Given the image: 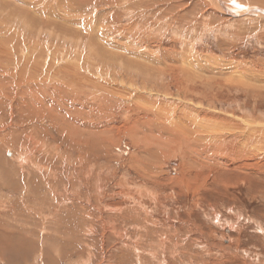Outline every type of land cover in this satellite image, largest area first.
Instances as JSON below:
<instances>
[{
	"label": "rangeland",
	"instance_id": "1",
	"mask_svg": "<svg viewBox=\"0 0 264 264\" xmlns=\"http://www.w3.org/2000/svg\"><path fill=\"white\" fill-rule=\"evenodd\" d=\"M1 1L13 9L29 7L30 10L24 9L32 16L29 18V15L21 13L22 16L28 17L32 25L35 22L44 24V31L40 33L20 28L22 37L18 38L19 31L16 29L19 23H13L5 16L6 13L0 11V102L7 103L4 106L0 103V141L9 132L12 139L17 140L15 146L5 143L0 147L4 148L2 151L9 161L22 150L34 153L40 147L37 143L39 136L32 132L39 126L38 122H34L32 116L30 119L20 116L17 106L23 98H40L44 103V115L46 113L42 120L43 128L47 130L42 135L45 153L41 154L44 157L39 155L43 162L49 163L52 171L55 169L48 172V183L43 188L42 196L46 202L47 217H53L46 220L47 224L42 228L46 229L42 232L48 239L44 246L45 257L40 260L34 255V258L29 257L28 263L264 264V142L257 137L262 136L258 132L264 129L260 125L264 122V16L254 17L256 12H253L247 19L226 21L231 15L215 9L209 0H70L64 7L70 11V15L86 12L94 15L91 19L85 17L69 22L56 15L52 17L53 12L60 14L63 10L60 9L62 6L59 7V0ZM248 1L241 0L239 3L264 9L263 0ZM145 4L148 8L144 7ZM31 10H38L40 16L33 15L34 11ZM142 12L146 14L141 15ZM2 38H9L11 42L5 43ZM18 39H21L20 45L25 41L28 44L42 42L39 48L50 47V58L45 59L39 51L33 56L24 54L27 62L21 53L15 51ZM1 40L6 47L9 46L6 53ZM27 47L25 45V51L29 50ZM55 50L58 52L54 55ZM116 57L132 63V67L143 68L142 73L123 68L119 62L115 63L118 61ZM3 58L13 61H10L11 64L9 61L3 63ZM20 58L22 62H19ZM54 61L58 62L60 68ZM77 62L83 64L84 69ZM5 63L9 66L6 67ZM4 67L7 71L3 70ZM170 67V70L174 69L172 72L168 71ZM71 68L75 69L74 72ZM21 70L23 81H19L18 72ZM253 73H256L254 80L251 79L253 86L247 87L242 76ZM73 81L79 84L78 88L74 85L76 91L69 86L74 84ZM142 81L146 82L143 84ZM80 86H84V89ZM165 109L168 115L175 112L197 115L198 119L203 117L205 131L209 129L210 132L215 131L212 134L217 133L215 141L225 134H231V119L235 118L242 125H245L242 119H249V123L253 124L249 128H255L258 132L251 138L244 137L239 145L243 147L241 144L246 143L250 154L242 147L237 151L235 142L221 145V148H217V142L213 145L206 142L209 144L206 145V155L209 153L213 160L207 162L205 159L209 167H204L202 173H199L201 167L189 166V161H192L189 150L184 155L179 149L168 148L161 150L166 153L164 159L153 157V150L157 147L155 144L165 140L161 121V118H166L162 116H167ZM233 112L235 115H232ZM75 119L84 124H88L89 120L93 123L87 127V133L76 134L75 140H72L68 128L71 124L76 132ZM29 122L34 125L33 129H29ZM155 123L158 124L156 127ZM82 126L78 127L80 131L86 130ZM58 127L61 129L57 130ZM87 135H95L92 144L82 140ZM222 142L224 144V140ZM54 151L58 152L57 156H53L56 155ZM54 160L59 163H54ZM184 161L183 166L181 162ZM30 166L27 164L20 174L14 171L16 179H21L20 176L26 171L29 173L33 167L36 171L34 165L28 171ZM53 179L57 181L54 187L56 192L48 188ZM29 186L30 195L34 191L38 195L36 192L39 188L32 189L33 183ZM1 193L0 202H5L0 204V220H3L11 213L13 203L10 201L19 200L21 194L19 190L10 194L6 187L1 188ZM37 198L29 197L27 204L30 202L36 204V208H42L43 203ZM14 205L17 211L25 210L24 204ZM41 217L42 213L34 215L37 220ZM38 234H30V238L34 239ZM24 246L31 248L28 242ZM24 246L18 248V257L26 260L28 253ZM8 261L1 259L0 264H11Z\"/></svg>",
	"mask_w": 264,
	"mask_h": 264
},
{
	"label": "bare ground",
	"instance_id": "2",
	"mask_svg": "<svg viewBox=\"0 0 264 264\" xmlns=\"http://www.w3.org/2000/svg\"><path fill=\"white\" fill-rule=\"evenodd\" d=\"M38 1V0H37ZM55 1V0H54ZM58 1V0H57ZM59 1H61V4H60V6L59 7H63V8H60V9H63L62 10V12L60 13V14H62V15H60V14H57L56 12H53V14H52V17L54 16V15H56V17H59V18H63L64 20L65 19H68V21L69 20H76V19H85V17H89V19H91L92 18V16L94 15V14H91L90 12H86V13H79V14H73V15H70V11H68L67 9H64V7H66V4L65 3H69L70 2V0H59ZM58 1V2H59ZM115 1V0H114ZM121 1V0H120ZM127 1V0H126ZM164 1V0H163ZM209 1H211L210 3H212L211 5H213V7L215 8V9H220V10H223L224 12H227L228 14H230L231 15V17H229L228 19H225L226 21L227 20H229V19H233V18H237V19H240V18H246L247 19V17H249L250 15H252L253 14V12H256L255 13V16L254 17H257V16H259L260 18H261V16H264V9L263 8H261V7H259V6H255L254 8H250V7H246V6H244V4L242 3V2H240L239 3V1H241V0H235V2H234V0H229V1H227V0H209ZM248 1V0H247ZM262 1V0H261ZM23 2H25V1H23ZM63 2V3H62ZM131 2V1H130ZM137 3H138V1H136ZM136 2L134 3V4H136ZM170 2H172V1H170ZM249 2V1H248ZM258 2H259V0H258ZM263 2H264V0H263ZM10 3V2H9ZM22 3V2H21ZM44 3V2H43ZM49 3V2H48ZM100 3V2H99ZM150 3V2H149ZM153 3V2H152ZM247 3V2H246ZM261 3V2H260ZM17 4V3H16ZM37 4V3H36ZM42 4V2H40V4L39 5H41ZM141 4H143V1H141ZM57 5H58V3H57ZM128 5V4H127ZM130 5V4H129ZM128 5V6H129ZM146 5V4H145ZM153 5V4H152ZM155 5V4H154ZM161 5V4H160ZM195 5V4H194ZM251 5V4H250ZM254 5V4H253ZM259 5V4H258ZM23 6V5H22ZM28 6H31V5H28ZM115 6V5H114ZM113 6V7H114ZM138 6V5H137ZM150 6V5H149ZM167 6H169V5H167ZM172 6H174V5H172ZM24 7V6H23ZM35 7V6H34ZM80 7V6H79ZM131 7H132V5H131ZM133 7H135V5L133 6ZM144 7H147V5L146 6H144ZM15 8V7H14ZM18 8H19V6H18ZM24 8H27V7H24ZM24 8H22L21 10L20 9H13V8H11V7H9V5L7 4V3H5L4 1H1L0 0V11L2 12V14H5V16H7L8 17V19H11L12 20V22L13 23H15V22H18L19 24H18V29H16V30H20V28H22V30H28V31H31V32H36V33H40L43 29H44V24H42L41 23V25L39 24V22L37 23V22H35L33 25L28 21V20H30V19H28V17H23L22 16V14H24L25 16L26 15H29V18H30V16H32L31 14H30V12L29 11H27L26 9H24ZM29 8V7H28ZM27 8V9H28ZM31 8V7H30ZM69 8V7H68ZM128 8V7H127ZM148 8V7H147ZM161 8V6L160 7H157V10H159ZM191 8V7H190ZM35 9H36V7H35ZM71 9V8H70ZM73 9V8H72ZM139 9V8H138ZM28 10H30V9H28ZM121 10V9H120ZM130 10V9H129ZM193 10V9H192ZM15 11V12H14ZM31 11H34V10H31ZM44 11V10H43ZM61 11V10H60ZM4 12V13H3ZM41 12V11H40ZM124 12H126V11H124ZM132 12V11H131ZM160 12V11H159ZM178 12V11H177ZM11 13H12V15H11ZM14 13V14H13ZM22 13V14H21ZM141 13V12H140ZM150 13V12H149ZM165 13V12H164ZM172 13V12H171ZM214 13V12H213ZM113 14V13H112ZM124 14V13H123ZM138 14V13H137ZM144 14H146V12H142V14L141 15H144ZM173 14H174V12H173ZM33 15H35V16H37V15H39L38 14V10H35L34 12H33ZM42 15H43V13H42ZM95 15H97V14H95ZM126 15H127V13H126ZM130 15V14H129ZM148 15V14H147ZM166 15V14H165ZM213 15V14H212ZM12 16V17H11ZM40 16V15H39ZM46 16V15H45ZM164 16V15H163ZM182 16V15H181ZM47 17V16H46ZM103 17H105V16H103ZM35 18V17H34ZM44 18V17H43ZM55 18V17H54ZM139 18H140V16H139ZM138 18V19H139ZM161 18V17H160ZM182 18V17H181ZM28 19V20H27ZM62 19V20H63ZM93 19H94V17H93ZM174 19V18H173ZM203 19V18H202ZM169 20V19H168ZM234 20H236V19H234ZM242 20H244V19H242ZM264 20V19H263ZM10 21V20H9ZM31 21V20H30ZM44 21V20H43ZM67 21V20H66ZM77 21V20H76ZM200 21V20H199ZM226 21H223V22H226ZM248 21V20H247ZM34 22V21H33ZM63 22V21H62ZM70 22V21H69ZM79 22V21H78ZM174 22H175V19H174ZM176 22H177V20H176ZM198 22V21H197ZM47 23V22H46ZM50 23V22H49ZM55 23V22H54ZM3 24V23H2ZM9 24V23H8ZM16 24V23H15ZM50 24H52V23H50ZM49 24V25H50ZM56 24V23H55ZM181 24V23H180ZM4 25V24H3ZM5 25H6V22H5ZM4 25V26H5ZM46 25V24H45ZM48 25V24H47ZM54 25V24H53ZM59 25V24H58ZM66 25V24H65ZM202 25V24H201ZM204 25V24H203ZM202 25V26H203ZM207 25V24H206ZM55 26H57V25H55ZM73 26V25H72ZM71 26V27H72ZM104 26V25H103ZM243 26V25H242ZM245 26V25H244ZM67 27V26H66ZM209 27V26H208ZM28 28V29H27ZM47 28V27H46ZM49 28V27H48ZM77 28V27H76ZM2 29V28H1ZM12 29V28H11ZM58 29V28H57ZM5 30V29H4ZM52 30V29H51ZM56 30V29H55ZM105 30V29H104ZM103 30V31H104ZM215 30V29H214ZM44 31V30H43ZM239 31V30H238ZM53 31H51V33H52ZM57 32V31H56ZM61 32V31H60ZM77 32H79V31H77ZM102 32V31H101ZM108 32V31H107ZM112 32V31H111ZM121 32V31H120ZM119 32V33H120ZM220 32H221V30H220ZM19 33V34H18ZM17 34H18V38H20V37H22L21 36V33H20V31L18 32ZM32 33V34H33ZM55 33V32H54ZM53 33V34H54ZM74 33V32H73ZM93 33V32H92ZM104 33V32H103ZM110 33V32H109ZM109 33H108V35H109ZM64 34V33H63ZM102 34V33H101ZM107 34V33H106ZM105 34V35H106ZM111 34V33H110ZM126 34V33H125ZM219 34V33H218ZM55 35V34H54ZM62 35V34H61ZM72 35V34H71ZM99 35H100V33H99ZM98 35V36H99ZM104 35V36H105ZM183 35V34H182ZM66 36V35H65ZM69 36V35H68ZM74 36V35H73ZM77 36H79L78 34H77ZM107 36V35H106ZM4 37V36H3ZM61 37V36H60ZM82 37V36H81ZM111 37V36H110ZM11 38V37H10ZM57 38V37H56ZM62 38V37H61ZM73 39L75 38V37H72ZM77 38H79V37H77ZM100 38V37H99ZM102 38V37H101ZM109 37L107 36V39H108ZM4 41H5V43H9V42H11V41H9L8 39L9 38H6V39H4V38H2ZM24 39V38H23ZM82 39V38H81ZM87 39H89V38H87ZM91 39H92V37H91ZM103 39V38H102ZM3 40H1V43L3 44ZM20 40L21 39H18V41H17V45H16V48H15V51H17V52H19V53H21L22 55H23V58L25 59V57H24V54H31L32 56L33 55H35V54H37L39 51H41L42 52V54H44L43 55V57L46 59H49L50 58V55H49V53H48V49L50 48V47H42V48H39V45H43V44H41V43H38V42H33V43H29L28 44V42H24L22 45H20L19 43H20ZM68 40V39H67ZM106 40V39H105ZM15 41V40H14ZM86 41V40H85ZM89 41V40H88ZM97 41V40H96ZM103 41V40H102ZM102 41H101V43H102ZM76 42V41H75ZM78 42V41H77ZM80 42H82V41H80ZM107 42V41H106ZM12 43H13V40H12ZM44 43V42H43ZM109 43V42H108ZM112 43V42H111ZM113 43H115V41L113 42ZM72 44H74V42L72 43ZM76 44V43H75ZM81 44H83V42L81 43ZM92 44V43H91ZM6 45V44H5ZM4 44H3V46H5ZM13 45H14V43H13ZM18 45H20V46H18ZM25 45H28V47H27V49L29 48V50H27V51H25V49H24V47H25ZM85 45V44H84ZM87 45H88V43H87ZM89 45H90V43H89ZM93 45V44H92ZM95 45V44H94ZM93 45V46H94ZM45 46V45H44ZM92 46V47H93ZM109 46V45H108ZM2 47V46H1ZM7 47H9V46H7ZM6 46H5V48L3 47V51H4V53H6L5 51H7L6 50V48H7ZM74 47H76V46H74ZM101 47H103V46H101ZM12 49H13V47H11ZM104 48V47H103ZM106 48V47H105ZM114 48H115V46H114ZM117 48V47H116ZM188 48V47H187ZM95 49V48H94ZM120 49V48H119ZM53 50V49H52ZM61 50V49H60ZM70 50V49H69ZM81 50V49H80ZM93 50V49H92ZM91 50V51H92ZM96 50V49H95ZM95 50H93V51H95ZM105 50V49H104ZM112 50H114V49H112ZM117 50H118V48H117ZM138 50V49H137ZM141 50V49H140ZM10 51V50H9ZM50 51V50H49ZM73 51V50H72ZM90 51V53H92ZM99 51H100V49H99ZM106 51V50H105ZM107 51H108V49H107ZM121 51H122V49H121ZM144 51H146V50H144ZM181 51V50H180ZM16 52V53H17ZM58 51L57 50H55L53 53H54V55L57 53ZM79 52V51H78ZM109 52V51H108ZM111 52V51H110ZM165 52V51H164ZM3 53V52H2ZM10 53H11V51H10ZM9 53V54H10ZM63 53V52H62ZM71 53V52H70ZM74 53H75V50H74ZM80 53V52H79ZM85 53V52H84ZM83 53V54H84ZM86 53H88V52H86ZM139 53V52H138ZM77 54V53H76ZM89 54V53H88ZM133 54H134V52H133ZM132 54V55H133ZM150 54V53H149ZM167 55H170V54H168V53H166ZM176 54V53H175ZM182 54V53H181ZM30 55V57H32ZM60 55V54H59ZM62 55V54H61ZM65 55V54H64ZM64 55H63V57H64ZM75 55V54H74ZM74 55H72L71 57H73ZM78 55V54H77ZM80 55V54H79ZM91 55V54H90ZM94 55V54H93ZM99 55H102V54H99ZM122 55V54H121ZM129 55V54H128ZM131 55V54H130ZM129 55V56H130ZM135 55V54H134ZM139 55V54H138ZM137 55V56H138ZM144 55V54H143ZM150 55H152V54H150ZM186 55V54H185ZM7 56V55H6ZM69 56H70V54H69ZM68 56V57H69ZM85 56V55H84ZM114 56V55H113ZM126 56V55H125ZM142 56V55H141ZM172 56V55H171ZM170 56V58H172ZM198 56V55H197ZM1 57H2V54H0V60H1ZM5 57V56H4ZM27 57V56H26ZM38 57V56H37ZM37 57H35V58H37ZM58 57V56H57ZM86 57V56H85ZM84 57V60L86 59ZM99 57H101V56H99ZM103 57V56H102ZM101 57V58H102ZM151 57V56H150ZM153 57H155V56H153ZM167 57H169V56H167ZM6 58V57H5ZM5 58H3V63L6 61V63L9 61H13V60H11L10 58H12L13 59V57L11 56L10 58H8L7 60H5ZM18 58V57H17ZM54 58V57H53ZM56 58V57H55ZM60 59H61V57H59ZM65 58V57H64ZM74 58H76V57H74ZM91 58V57H90ZM90 58H89V60H90ZM104 58V57H103ZM131 58H133V57H131ZM138 58V57H137ZM149 58V57H148ZM185 58V57H184ZM192 58H194V57H192ZM21 59V58H20ZM19 59V62L21 61L22 62V59L20 60ZM51 59H52V57H51ZM70 59V58H69ZM105 59H106V57H105ZM118 58L116 57V60H117ZM124 59H126V58H124ZM128 59V58H127ZM130 59V58H129ZM146 59V58H145ZM155 59V58H154ZM173 59V58H172ZM180 59H182L181 57H180ZM195 60H196V58H194ZM198 59V58H197ZM25 60H27V62H28V58H26ZM36 60V59H35ZM64 60V59H63ZM72 60V59H71ZM93 60V59H92ZM91 60V61H92ZM143 60V59H142ZM150 60V59H149ZM174 60V59H173ZM188 60H189V57H188ZM187 60V61H188ZM17 61H18V59H17ZM30 62L32 61L31 59L29 60ZM88 61V60H87ZM112 61V60H111ZM135 61V60H134ZM146 61H148V60H146ZM151 61V60H150ZM181 61V60H180ZM186 61V62H187ZM1 62V61H0ZM11 62H10V64H11ZM26 62V63H27ZM33 62V61H32ZM36 62V61H35ZM44 62V61H43ZM55 63H56V61H54ZM53 62V63H54ZM86 61H84V63H85ZM116 62H119L120 64H121V66L123 67V68H130V71L131 70H135V71H137V72H139V74H141L142 73V69L143 68H137L138 66H136V68L135 67H132L133 66V64L132 63H128L127 61H123V60H119L118 59V61H115V63ZM139 62V61H138ZM141 62V61H140ZM174 62V61H173ZM200 62V61H199ZM5 63V64H6ZM37 63V62H36ZM55 63H54V66H55ZM58 63V62H57ZM56 63V64H57ZM60 63V62H59ZM62 63V62H61ZM60 63V64H61ZM68 63H69V61H68ZM79 62H77V64H78ZM81 63V62H80ZM89 63V62H88ZM95 63V62H94ZM93 63V64H94ZM179 63V62H178ZM181 63V62H180ZM28 64V63H27ZM34 64V63H33ZM63 64H64V62H63ZM66 64V63H65ZM72 64V63H71ZM108 64V63H107ZM130 64H132V66L130 65ZM140 64V63H139ZM142 64H143V62H142ZM154 64V63H153ZM26 65V64H25ZM57 65H59V64H57ZM69 65V64H68ZM78 65H80V64H78ZM77 65V66H78ZM82 65V66H81ZM80 66L81 67H83L84 65L83 64H81ZM86 65V64H85ZM92 65V64H91ZM179 65V64H178ZM9 65L8 64H6V67H8ZM29 66V65H28ZM66 66V65H65ZM79 66V67H80ZM95 66V65H94ZM113 66V65H112ZM141 66V65H140ZM174 66V65H173ZM6 67H4L3 68V70L4 71H7L6 70ZM58 67V66H57ZM75 67H76V65H75ZM80 67V68H81ZM86 67V66H85ZM93 67V66H92ZM116 67V66H115ZM120 67V66H119ZM175 67H176V64H175ZM196 67H197V65H196ZM195 67V68H196ZM200 67V66H199ZM59 68H60V65H59ZM68 67H66V69H67ZM73 68V67H72ZM71 68V69H72ZM77 68V67H76ZM90 68V67H89ZM108 68V67H107ZM172 67H170L169 69H168V71L171 69ZM219 68H221V67H219ZM234 68V67H233ZM82 69H84V67L82 68ZM103 69V68H102ZM156 69V68H155ZM197 69V68H196ZM18 70V69H17ZM23 70V69H22ZM19 71L18 73H19V78H20V80L19 81H23L24 79H22L23 78V71ZM58 70H60V69H58ZM73 70V69H72ZM75 70V69H74ZM74 70H73V72H74ZM78 70H80V69H78ZM87 70H89V69H87ZM146 70V69H145ZM163 70V69H162ZM174 70V69H173ZM173 70H170L171 72L173 71ZM193 70H195V69H193ZM218 70V69H217ZM11 71V70H10ZM54 71V70H53ZM62 71H65V70H62ZM80 71H82V70H80ZM97 71V70H96ZM96 71H94V72H96ZM124 71V70H123ZM160 71V70H159ZM164 71H166V69H164ZM182 71V70H181ZM79 72V71H78ZM83 72V71H82ZM87 72H89V71H87ZM91 72H92V70H91ZM122 72V71H121ZM167 72V71H166ZM171 72H168V73H171ZM175 73H176V71H174ZM13 73L14 72H12L11 74L13 75ZM59 73V72H58ZM60 73H61V71H60ZM63 73H65V72H63ZM62 73V74H63ZM111 73V72H110ZM145 73V72H144ZM148 73V72H147ZM164 73V72H163ZM243 73V72H242ZM55 74V73H54ZM67 74V73H66ZM77 74V73H76ZM87 74H89V73H87ZM95 74H97V73H95ZM130 74V73H129ZM193 74V73H192ZM255 74L256 73H253V75H247V74H245L244 76H242V79L244 80V82L246 83V84H248L247 85V87H251V86H253V85H251V83H252V80H254L253 78L255 77ZM17 74H14V76H16ZM61 75V74H60ZM63 75H65V74H63ZM80 75H82V74H80ZM84 75H86V73L84 74ZM94 75V74H93ZM107 75V74H106ZM169 75V74H168ZM184 75V74H183ZM52 76V75H51ZM51 76H50V78H51ZM66 76V75H65ZM108 76V75H107ZM106 76V77H107ZM132 76V75H131ZM9 77H11V76H9ZM62 77V76H61ZM66 77H68V76H66ZM76 77H77V75H76ZM75 77V78H76ZM85 77V76H84ZM84 77H82V79L84 78ZM91 77H92V75H91ZM185 77H189V76H185ZM239 77H240V75H239ZM257 77V76H256ZM259 77V76H258ZM24 78H26V77H24ZM95 78V77H94ZM155 78V77H154ZM191 78V77H190ZM237 78V77H236ZM78 79V78H77ZM88 79H90V78H88ZM192 79V78H191ZM229 79V78H228ZM231 79V78H230ZM252 79V80H251ZM12 80V79H11ZM10 80V81H11ZM33 80V79H32ZM32 80H30V81H32ZM52 80V79H51ZM65 80V79H64ZM69 80V79H68ZM66 81V82H69V81ZM72 80V79H71ZM132 80H134V79H132ZM143 80H144V78H143ZM169 80V79H168ZM172 80H174V79H172ZM175 80H176V78H175ZM180 80V79H179ZM183 80V79H182ZM190 80V79H189ZM13 81V80H12ZM37 81V80H36ZM78 81V80H77ZM80 81V80H79ZM78 81V83H81V82H79ZM82 81V80H81ZM84 81V80H83ZM92 81V80H91ZM149 81H151L150 79H149ZM158 81V80H157ZM27 82V81H26ZM29 82V81H28ZM40 82H42V83H44V82H46L45 80L44 81H42V80H40ZM65 82V83H66ZM95 82V81H94ZM93 82V83H94ZM108 82V81H107ZM146 81H142V83L144 84ZM171 82V81H170ZM187 82H188V80H187ZM240 82V81H239ZM23 83V82H22ZM31 83V82H30ZM73 83L74 84H72V85H69V86H71L72 88L74 87V85H76V83H75V81H73ZM98 83V82H97ZM124 83V82H123ZM131 83V82H130ZM169 83V82H168ZM13 84H14V82H13ZM24 85H25V83H23ZM28 84V83H27ZM67 84V83H66ZM87 84V83H86ZM95 84V83H94ZM120 84H122V83H120ZM148 84V83H147ZM241 84V83H240ZM77 85H79V84H77ZM76 85V86H77ZM83 85V84H82ZM95 85H97V84H95ZM242 85V84H241ZM84 86H86V85H84ZM83 86V87H84ZM94 86V85H93ZM103 86V85H102ZM154 86V85H153ZM186 86V85H185ZM70 87V88H71ZM80 87H82V86H80ZM82 87V90L84 89ZM106 87V86H105ZM104 87V88H105ZM59 88H61V87H59ZM67 88V87H66ZM69 88V87H68ZM69 88V89H70ZM75 88V91H76V87H74ZM77 88H78V86H77ZM103 88V87H102ZM131 88V87H130ZM141 88V87H140ZM189 88V87H188ZM252 88V87H251ZM22 89V88H21ZM68 89V90H69ZM80 89V91H81V88H79ZM144 89V88H143ZM37 90V89H36ZM78 90V89H77ZM103 90V89H102ZM106 90V89H105ZM105 90H104V92H105ZM108 90V89H107ZM106 90V91H107ZM238 90V89H237ZM189 91V90H188ZM25 92V91H24ZM23 92V93H24ZM79 92V91H78ZM83 92V91H82ZM131 93V92H130ZM145 93H147V92H145ZM145 93L143 94V96L145 95ZM246 93H248L247 91H246ZM253 94V93H252ZM104 95V94H103ZM111 95V94H110ZM161 95V94H160ZM134 96V95H133ZM167 96V95H166ZM253 96V95H252ZM149 97V96H148ZM110 98V97H109ZM164 98V97H163ZM173 98V97H172ZM2 99V98H1ZM22 99V98H21ZM106 99V98H105ZM108 99V98H107ZM187 99H189V98H187ZM201 100L203 99V98H200ZM2 100H4V99H2ZM6 100V99H5ZM46 100V99H45ZM117 100V99H116ZM120 100V99H119ZM150 100V99H149ZM163 100H165V99H163ZM184 100H186L185 98H184ZM22 101H23V103H22ZM22 101H20V102H18L19 104L17 105L18 106V110L20 111V116H25V117H27L28 119H30V117L32 116V117H34V122L35 121H37L38 122V124H39V126L38 127H36V128H34L33 129V127H34V125L32 126L31 125V122H29V124H30V127H29V129H33L32 130V132L34 133V134H37V136H39V141L37 142L38 144H40V147L39 148H37L36 149V151H34V153H29V152H24L23 150L21 151V153L20 154H18L17 156H15L14 158H12L13 160H11V161H9V158H7V157H5V155H4V153H3V149L4 148H2L1 149V147H0V174H1V176L2 177H0V190H1V188H8V190H9V192H10V194L12 193H14V191L15 190H19V193L21 194L20 195V199L19 200H14L13 199V201H10V203L12 204L13 203V205L10 207L11 208V213L10 214H7V216L5 217V219H3V220H0V260L1 259H6V260H9L8 262H10L11 261V264H29L28 262H29V257H33L34 258V255H35V257H38V258H40V260H42V259H44V257H45V253H46V248H44V246H45V243H46V241L48 240L47 239V237L44 235V232H42V231H44V230H46V229H42L43 228V226H45V224H47V222H46V220H49V219H52L53 217L51 216V217H47V212H46V207H45V205H44V197H42L43 196V188H45L46 186H47V183L48 182H46L47 181V178H48V172H53L52 170H51V167H50V165H49V163L48 164H46V162H43L42 160H41V157H40V155L39 154H41L42 152H43V149L45 148L44 147V140L42 139V135L46 132V128H43V121L42 120H44V116L46 115V113H45V115H44V113H43V110H45V109H43V106H42V104H44L43 102H42V100L40 99V98H23L22 99ZM109 101V100H108ZM115 101V100H114ZM113 101V102H114ZM121 101V100H120ZM129 101V100H128ZM131 101V100H130ZM148 101V100H147ZM182 101V100H181ZM46 102V101H45ZM110 102V101H109ZM134 102V101H133ZM169 102V101H168ZM185 102H187V101H185ZM1 103V102H0ZM20 103H22V104H20ZM47 103V102H46ZM45 103V104H46ZM106 103H108V102H106ZM117 103V102H116ZM129 103V102H128ZM132 103V102H131ZM151 103V102H150ZM165 103V102H164ZM180 103V102H179ZM184 103V102H183ZM130 104V103H129ZM154 104V103H153ZM202 104V103H201ZM1 105L2 106H4V105H7V103H6V101L5 102H2L1 103ZM51 105H53V104H51ZM128 105V104H127ZM169 105V104H168ZM179 105V104H178ZM184 105H186V104H184ZM197 105H199V104H197ZM54 106V105H53ZM52 106V107H53ZM121 105H119V107H120ZM142 106H143V104H142ZM150 106V105H149ZM155 106V105H154ZM162 106H163V103H162ZM183 106V105H182ZM191 106V105H190ZM200 106V105H199ZM202 106V105H201ZM50 107V106H49ZM246 107V106H245ZM56 108H58L57 106H56ZM146 107H144V109H145ZM155 108V107H154ZM163 108V107H162ZM253 108V107H252ZM255 108V107H254ZM4 109V108H3ZM48 109V108H47ZM153 109V108H152ZM2 110V109H1ZM50 110V109H49ZM166 110V109H165ZM200 110V109H199ZM57 111V110H56ZM153 111H154V109H153ZM161 112H162V110H160ZM173 111V110H172ZM50 112H51V110H50ZM59 112V111H58ZM155 112V111H154ZM153 112V113H154ZM157 112H159V111H157ZM174 112V111H173ZM190 112H192V111H190ZM48 113V112H47ZM54 113V112H53ZM164 113H166L167 114V116H162V117H166V118H161V121L163 122V128H162V131H163V136H164V138H165V140H164V142H161V143H159V144H155V145H157V147L155 148V150H153V153H152V155H153V157H155V158H162V159H164L165 157H163L164 155H166V153L165 152H162L161 150H163V149H168L169 148V150H173V149H179V150H181L182 151V154H187L186 153V150H189V151H191V159H192V161H189V166H191L192 168H199V167H201L200 168V170H199V173H202L203 172V170H204V167H209L208 165H206V164H208L207 162H208V160H213V159H210V155H209V153H207V155H209V156H207L206 155V152H207V150H208V148L206 147V145L208 146L209 144H212L213 145V143L215 142H217V145H218V147L217 148H221V145H225V144H228V143H232V142H235L236 144L234 145V146H236V149H237V151L238 150H240L241 149V147L242 146H240L239 144L242 142V140L244 139V137H249V138H251L254 134H256L258 131L255 129V128H253V129H250L249 127H252L253 126V124L252 123H249V119H242L243 120V122L245 123V125H242L241 124V122H239L238 120H236L235 118H233V119H231V122H232V126H233V131L231 132V134H225V135H223L221 138H219L217 141H215V139H217L218 138V135H217V133H214V134H212L213 132H215V131H213L212 132V130H211V132L209 131V129L207 130V131H205L206 129H204V127H205V123L203 122L204 120H202L203 119V117H201V116H199V117H201L202 119H198L197 118V115H193V116H191V115H189V114H187L186 113V111L184 112L183 111V113H186V114H183V115H181V114H178V113H172L171 115H168V111L166 110V112H164ZM202 113V112H201ZM52 114V113H51ZM162 114V113H161ZM178 114V115H177ZM17 115V114H16ZM56 116H57V114H55ZM154 115H157V113L156 114H154ZM232 115H235V113L233 112L232 113ZM52 116H53V114H52ZM150 116V115H149ZM152 116V115H151ZM160 116V115H159ZM158 116V117H159ZM16 116H14V118H15ZM45 118H47V117H45ZM60 118V117H59ZM152 118H154V117H152ZM156 118V117H155ZM5 119V118H4ZM60 121H61V119H59ZM154 119H152V121H153ZM31 121H33V119H31ZM90 122H88V121H86V122H88V124H84V122L83 123H81L80 121H78L77 119H75V126H76V128H75V130H76V132L73 130V126L71 125V124H69L70 125V128H68L70 131H69V135H72V137H71V139L72 140H75V136H76V134H80L81 132H88L87 130H88V128L87 127H89V125L91 126V123H93V121L92 120H89ZM22 123L24 122V121H21ZM85 122V123H86ZM156 122H159V121H157L156 120ZM261 122H263V121H261ZM152 123H154V122H152ZM225 123V122H224ZM82 124H83V126H82ZM212 124H214V123H212ZM158 124H154V126L156 127ZM260 125H262V127H264V122H263V124H260ZM59 127H61L60 125H58ZM79 126H82L83 128H85L86 130H82L81 129V131H80V127ZM208 126V125H207ZM58 127V129L57 130H60L61 128H59ZM79 127V128H78ZM209 127V126H208ZM217 127V126H216ZM158 128V127H157ZM160 128H161V126H160ZM206 128V127H205ZM212 128H213V126H212ZM150 129H152V128H150ZM222 129V128H221ZM224 129V128H223ZM247 130V131H245V130ZM215 130V129H214ZM217 130V129H216ZM218 131V130H217ZM219 131H221V130H219ZM218 131V132H219ZM58 132V131H57ZM60 132V131H59ZM90 132V131H89ZM208 132H210V133H208ZM92 132H90V134H91ZM259 134H261L262 136H257L258 137V139H260L261 141H263L264 142V129H261L259 132H258ZM49 134V133H48ZM223 134V133H222ZM5 136L4 137H2V139H1V141H0V145L2 144V145H4L5 143H11L13 146H15L14 145V143H16V141L17 140H13L12 139V134L9 132V133H7V134H4ZM53 135V134H52ZM68 135V134H67ZM95 136V135H94ZM93 136V137H94ZM217 136V137H216ZM53 137H54V135H53ZM82 137V136H81ZM93 137H91V136H89V135H87V136H85L82 140H84V141H86V142H89V143H91L92 144V142H94V141H92V138ZM220 137V136H219ZM94 139V138H93ZM162 140V139H161ZM224 140V144H223V142L222 141ZM77 141V140H76ZM79 141H81L80 139H79ZM82 142V141H81ZM154 142V141H153ZM206 142H210L209 144H207ZM47 143V142H46ZM45 143V144H46ZM49 143V142H48ZM70 143V142H69ZM79 143V142H78ZM77 143V144H78ZM85 143V142H84ZM106 143V142H105ZM156 143V142H155ZM222 143V144H221ZM56 144V143H55ZM54 144V145H55ZM107 144V143H106ZM53 145V144H52ZM53 145V146H54ZM68 145V144H67ZM73 145V144H72ZM81 145H83V144H81ZM94 145H95V143H94ZM211 145V146H212ZM215 145V144H214ZM241 145H243V147H242V150L244 151V150H246L247 151V153H248V151H250V150H248L247 149V144L246 143H244V144H241ZM46 146V145H45ZM52 146V147H53ZM56 146H58V145H56ZM77 146V145H76ZM147 146V145H146ZM51 147V148H52ZM55 147V146H54ZM53 147V148H54ZM58 147H61V146H58ZM57 147V148H58ZM73 147H75V146H73ZM83 147V146H82ZM52 148V149H53ZM56 148V147H55ZM81 149V148H80ZM86 149V148H85ZM258 149H259V147H258ZM50 150V149H49ZM87 150V149H86ZM224 150V149H223ZM48 151V150H47ZM69 151H71V150H69ZM55 152V151H54ZM65 152H67V150L65 151ZM215 152H217V151H215ZM263 152V151H262ZM45 152H43V154H44ZM46 153H48V152H46ZM58 153V152H57ZM56 152H55V154L56 155H54L53 154V156H57L58 154H57ZM213 153V152H212ZM219 153V152H218ZM67 154V153H66ZM222 154V153H221ZM248 154H250V153H248ZM7 155V154H6ZM15 154H13V156H14ZM42 155V154H41ZM61 155V154H60ZM72 155V154H71ZM189 155V154H188ZM52 156V155H51ZM62 156V155H61ZM213 156V155H212ZM42 157H44L43 155H42ZM48 157V156H47ZM218 157V156H217ZM219 157H221V155L219 156ZM50 158V157H49ZM161 158H160V160H161ZM216 158V157H215ZM50 159H53L52 157L50 158ZM205 159H206V161L207 162H205ZM220 159V158H219ZM226 159V158H225ZM43 160H45V159H43ZM47 160V159H46ZM55 161L56 160H54V163H55ZM186 161V160H185ZM185 161L182 163L181 162V164L184 166V164H185ZM222 161V160H221ZM227 161V160H226ZM52 163V162H51ZM56 163H59V161L57 162L56 161ZM27 164H31V166L27 169L28 171H29V169H31V167L34 165V166H36V171H35V169H34V167H33V169L31 170V171H29V173H27V171H26V173L25 174H23L22 176H20V177H22L21 179H19V180H17L16 179V175L14 174V171H16V173H18V174H20L21 173V170L25 167V166H27ZM219 165V164H218ZM58 166V165H57ZM60 166H62V165H60ZM222 166V165H221ZM18 167V168H17ZM17 168V169H16ZM61 168V167H60ZM58 172V171H57ZM55 172L56 174H58V173H60V172ZM189 172H191V170H189ZM221 172V171H220ZM34 173H37L36 175H34ZM17 174V175H18ZM54 174V173H53ZM61 174V173H60ZM55 175V174H54ZM61 176V175H60ZM55 177V176H54ZM3 179V180H2ZM16 179V180H15ZM55 179H53V181H54ZM205 180V179H204ZM30 181V182H29ZM30 183H33V188L32 189H37V188H39V190H37V192L36 193H38V195H36L35 194V191L32 193L33 195H30L31 194V189H30V191H29V188H30ZM225 183V182H224ZM213 184V183H212ZM49 185V190L51 191V192H56V190L57 189H55L54 187L57 185V181L55 182H52V183H50V184H48ZM43 186V187H42ZM201 186H204V185H201ZM47 190V189H46ZM18 192V191H17ZM5 192H3V194H4ZM35 194V195H34ZM48 194H49V191H48ZM0 195H2V193L0 194ZM33 197V196H35V199H36V197H38L37 198V200H41L42 201V203H43V206H42V208L43 207H45L44 209H42V208H36V204H33L32 205V203H28L27 204V199L29 198V197ZM6 197V196H5ZM9 197V196H8ZM2 198V197H1ZM13 198V197H12ZM3 199V198H2ZM11 199V198H10ZM9 199V200H10ZM31 199H33V198H31ZM29 200V199H28ZM7 201V200H6ZM3 203H5L4 202V200L2 201ZM2 202H0V204H2ZM33 202V201H32ZM36 202V201H35ZM14 203L15 204H17V205H23V209H25V210H16V208H15V205H14ZM46 203V202H45ZM48 203V205H49V202H47ZM8 204V203H7ZM5 205V204H4ZM3 205V206H4ZM47 205V206H48ZM0 206H2V205H0ZM28 206V207H27ZM33 207H35V208H33ZM44 212V213H43ZM42 213V217L41 218H39V220H37V219H35L34 218V215H39V214H41ZM32 214H34V215H32ZM56 227V226H55ZM40 230V232H37V231H39ZM35 233H40V235H44V236H40L39 234H38V237H36V238H34V239H32V238H30V234H35ZM29 243L30 244V246H31V248H26L25 246H24V244L25 243ZM20 246H24V248L26 249V251L25 252H27L28 254H27V256H26V260L25 259H23V258H20V256L18 257V248L20 247ZM55 247V246H54ZM35 248L36 249H38V250H35ZM48 250V249H47ZM36 255H38V256H36ZM37 258V259H38ZM13 260H15V261H13ZM39 263V262H38Z\"/></svg>",
	"mask_w": 264,
	"mask_h": 264
},
{
	"label": "snow or ice",
	"instance_id": "3",
	"mask_svg": "<svg viewBox=\"0 0 264 264\" xmlns=\"http://www.w3.org/2000/svg\"><path fill=\"white\" fill-rule=\"evenodd\" d=\"M234 2H235V0H234Z\"/></svg>",
	"mask_w": 264,
	"mask_h": 264
}]
</instances>
